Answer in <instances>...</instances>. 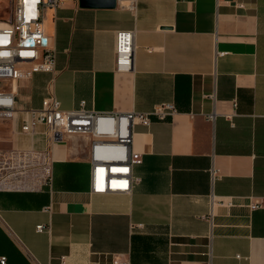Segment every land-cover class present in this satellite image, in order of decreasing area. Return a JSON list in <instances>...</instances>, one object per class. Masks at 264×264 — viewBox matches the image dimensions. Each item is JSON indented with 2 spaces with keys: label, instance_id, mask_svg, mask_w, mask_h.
<instances>
[{
  "label": "crops",
  "instance_id": "crops-1",
  "mask_svg": "<svg viewBox=\"0 0 264 264\" xmlns=\"http://www.w3.org/2000/svg\"><path fill=\"white\" fill-rule=\"evenodd\" d=\"M44 25L55 80L18 83L0 150L49 148L54 182L0 191V259L35 264L30 251L42 264H264V204L249 207L264 200V0H137L135 10L65 2L45 11ZM120 31L135 35L131 70L116 65ZM50 94L68 110L174 102L178 111L135 126L141 159L130 191L95 193L91 135L51 142L45 125L20 131L23 110ZM212 195L234 205H213Z\"/></svg>",
  "mask_w": 264,
  "mask_h": 264
},
{
  "label": "built area",
  "instance_id": "built-area-1",
  "mask_svg": "<svg viewBox=\"0 0 264 264\" xmlns=\"http://www.w3.org/2000/svg\"><path fill=\"white\" fill-rule=\"evenodd\" d=\"M122 9L135 10L137 0H116ZM65 2L79 0H0V118L10 119L18 111V83L38 73H49L55 80L58 71V52L46 32L44 15L47 9H59ZM135 35L120 31L117 36L116 65L131 70L134 65ZM64 109L60 100L50 94L40 107L23 110L26 114L20 131L32 133L45 125L51 142L61 141L64 135L89 134L92 137V189L95 193L128 192L138 178L132 168L141 159L134 150L136 125L150 127L154 118L164 120L177 113L174 102H162L151 111L129 113L101 112L85 108ZM237 102L234 101V106ZM214 113L210 115L214 118ZM54 155L49 148H14L0 150V191L39 192L51 189L54 182ZM215 179L216 171L212 170ZM213 205H234L229 197L212 195ZM263 197H251L252 210L263 207ZM39 232L46 230L38 225ZM28 250V249H27ZM35 264H42L30 251ZM0 264H7L1 257ZM120 264H131L121 260Z\"/></svg>",
  "mask_w": 264,
  "mask_h": 264
},
{
  "label": "water",
  "instance_id": "water-1",
  "mask_svg": "<svg viewBox=\"0 0 264 264\" xmlns=\"http://www.w3.org/2000/svg\"><path fill=\"white\" fill-rule=\"evenodd\" d=\"M81 7L91 8H115L117 6L116 0H79Z\"/></svg>",
  "mask_w": 264,
  "mask_h": 264
}]
</instances>
